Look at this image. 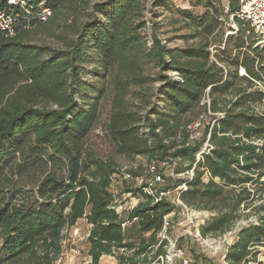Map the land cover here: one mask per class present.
Instances as JSON below:
<instances>
[{
    "label": "trees",
    "instance_id": "16d2710c",
    "mask_svg": "<svg viewBox=\"0 0 264 264\" xmlns=\"http://www.w3.org/2000/svg\"><path fill=\"white\" fill-rule=\"evenodd\" d=\"M24 1L28 13H20L14 35L0 34V264H53L64 232L79 221L88 229L90 264L103 257L150 264L161 252L148 248L174 208L124 185L116 195L142 200L129 214L140 218L131 233L111 209L112 186L123 177L117 160L137 158L145 173L152 166L163 175V191L186 185L182 204L208 214L202 238L245 223L226 264H262L263 50L245 43L251 30L234 17L237 2L183 0L189 10H181L171 0ZM39 4L51 14L33 24ZM156 11L178 15L190 32L185 38L195 42L168 47L156 37L158 24L147 20L146 12L161 16ZM229 17L234 37L225 36ZM37 31L55 43H30ZM206 142L209 152L197 159ZM190 170L191 180L178 177ZM241 210L256 220L241 221ZM188 253L191 264H212Z\"/></svg>",
    "mask_w": 264,
    "mask_h": 264
},
{
    "label": "built area",
    "instance_id": "2783aa9c",
    "mask_svg": "<svg viewBox=\"0 0 264 264\" xmlns=\"http://www.w3.org/2000/svg\"><path fill=\"white\" fill-rule=\"evenodd\" d=\"M239 5L238 11L235 13L234 17L246 23L251 33L256 37L257 42L264 48V0H235ZM28 13L26 2L24 0H0V34L5 37H11L14 35L18 22L20 13ZM50 10L45 8L43 4H39L38 12L36 13L35 21L33 24L43 23L50 17ZM33 24L28 23L27 29L33 26ZM211 51V50H210ZM212 59V58H211ZM216 63V62H215ZM243 73V72H242ZM243 74H240L242 76ZM178 81V79L176 78ZM208 104V98L205 97L202 104ZM222 116V115H218ZM200 128V122L194 124L191 129L198 130ZM209 146L207 142L204 144L201 151L196 155L197 159L203 153L209 152ZM122 172V180H134V186H127L131 190L135 188H142V192L151 197L154 204H157L161 201H165L170 204L174 211L165 217H163L161 230L156 234V244L150 246L148 249L153 253L160 250L158 254L150 264H191V259L188 251L181 246L189 238L193 239L197 243L205 242L206 239L202 238L199 233V227L207 219L208 214L205 212H198L186 207L179 200L181 193L186 191V185L182 184L172 191H163L162 186L164 184V177L162 174L156 171L155 167H148V172L146 173L147 178L144 179L142 176H130L129 173L124 174ZM170 176H173L170 173ZM193 176V170L185 172L184 174L179 175L181 179L191 180ZM113 189H115V182L113 184ZM116 192V191H115ZM114 190V201L111 206V209L115 212L117 217L120 220V228L122 231L126 232L134 227H136L140 221L139 217H129V214L132 210L138 207L142 202L141 199L133 197L131 193L121 194L120 196L116 195ZM122 196L127 198L121 199ZM169 198L171 199H168ZM176 216H179L180 219L175 223L176 227H184L182 234L177 237L172 235L173 222L175 221ZM176 222V221H175ZM241 224V225H240ZM245 223L240 222L235 225L231 231L225 235L219 237L218 244L223 245V252L221 253L220 259L222 264L225 263V253L227 252L228 247L232 244L235 239L236 232L244 225ZM240 225V226H239ZM73 229V228H72ZM190 232H188V230ZM66 233V232H64ZM113 259V258H112ZM114 260V259H113Z\"/></svg>",
    "mask_w": 264,
    "mask_h": 264
},
{
    "label": "rangeland",
    "instance_id": "374dc122",
    "mask_svg": "<svg viewBox=\"0 0 264 264\" xmlns=\"http://www.w3.org/2000/svg\"><path fill=\"white\" fill-rule=\"evenodd\" d=\"M91 1H99V0H91ZM171 1H173V3L175 4V8H179L181 10L188 9L187 3L184 2L183 0H171ZM226 5L227 4L224 2L223 6H224L225 12H227V10L225 9ZM195 12H196L195 15H198L200 11L195 10ZM160 13H162V11H156V14L160 15ZM146 15H147L148 22L152 21L153 23L158 24L157 31H156V37L162 40L163 42H165L168 47L182 48L186 45H190L193 42H195V40H189L188 38H185L189 36L190 32L188 30L181 29L183 26H182L180 17L178 15H170L169 13H165V14L162 13L161 16L157 17L156 19L147 12H146ZM173 20H177L178 23H174ZM221 21L224 22L223 18H221ZM223 25H224L223 26L224 29L226 28L225 36L234 37V32H236L237 27L232 17H229L228 20H226L223 23ZM227 28H230V29H227ZM229 30H233L234 32L229 31ZM146 34L148 35V37H150L151 27H149L146 30ZM245 36H246L245 43L247 45H251L252 49L258 48L259 50H263L261 52V57L263 58L262 63L264 66V48L261 45H259V43L256 40V37L251 32H248V33L246 32ZM182 38H185L187 40H183ZM28 41L32 44H37V45L55 43L54 39L47 37L45 32L43 31L32 32L28 36ZM211 54H213V49L211 50ZM211 60L215 62L213 58ZM242 72L243 70L239 68L237 71V74L239 77H240V74H243L242 76H244V72L243 73ZM146 74H150L151 77H154L155 70L147 68ZM170 75L174 79L177 78L175 74H170ZM158 85L159 83L156 82L153 84L152 88H156ZM215 100L220 101L222 100V97L221 96L218 97V95H216ZM206 122L207 120H205V123ZM95 133L100 134L98 130H96ZM117 161H118V164L120 165L121 170L125 172L124 174L129 173L130 170L131 171L133 170V171L138 172L137 174H135V176H142L144 179L147 178V175L144 172V170H146V167L144 166L146 163L144 162L142 158H137L134 163L124 160V159H118ZM165 169L168 170V168L166 167ZM129 174L131 176V173ZM164 174L166 176L167 172H164ZM122 182H125V183H122ZM124 185L131 187L136 184L134 180L125 181L121 179V181L120 180L115 181V191L117 193H121L124 188ZM263 197H264V194H263ZM121 199L127 200V198L126 197L124 198L123 196ZM168 199H171V198H169L168 196ZM240 213L242 216L241 221L252 222L256 220V217L254 215H250L247 218H244L243 216L244 214L247 213V211L241 210ZM174 218L176 222L174 221L172 224V227L174 228L172 230V235L174 237H177L180 234H182L184 227L182 226V227L175 228V225H176L175 223L178 222L177 220H179L180 217L176 216ZM87 230H88L87 226L85 225L83 221H79L73 229H71L70 231L68 230V232L64 234V238L62 241L61 255L58 257V259L53 264H90V259L86 253ZM131 230H129V232ZM190 230L191 229H189L188 232H190ZM204 239H206L205 242H201V244H199L193 239L189 238L184 244H181V246L184 248V250L186 249V251L193 250L195 255L200 256L201 258L207 261L209 260L210 262H212V264H222L220 256L224 250L223 249L224 246L218 244L219 237H216V238L207 237ZM262 250L263 249H259V251L261 252ZM257 260L261 262L262 264H264V256L262 254L257 256ZM99 264H116V261L110 257H103L100 259Z\"/></svg>",
    "mask_w": 264,
    "mask_h": 264
}]
</instances>
